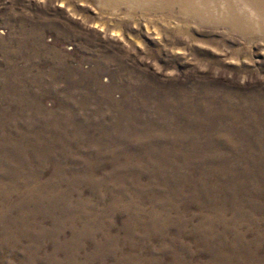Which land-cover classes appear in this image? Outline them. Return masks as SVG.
<instances>
[{"label":"rangeland","instance_id":"374dc122","mask_svg":"<svg viewBox=\"0 0 264 264\" xmlns=\"http://www.w3.org/2000/svg\"><path fill=\"white\" fill-rule=\"evenodd\" d=\"M199 7L0 0V264H264V32Z\"/></svg>","mask_w":264,"mask_h":264},{"label":"bare ground","instance_id":"6f19581e","mask_svg":"<svg viewBox=\"0 0 264 264\" xmlns=\"http://www.w3.org/2000/svg\"><path fill=\"white\" fill-rule=\"evenodd\" d=\"M203 1L214 3L216 0H174V3L181 2L188 11L199 17L201 16L199 5ZM221 2L224 6L221 16H211L208 17L209 19L231 24L238 29L250 27L258 33L264 32V0H221Z\"/></svg>","mask_w":264,"mask_h":264}]
</instances>
